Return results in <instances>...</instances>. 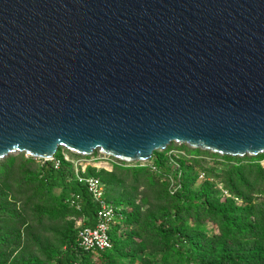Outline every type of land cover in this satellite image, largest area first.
I'll return each instance as SVG.
<instances>
[{
    "label": "water",
    "instance_id": "1",
    "mask_svg": "<svg viewBox=\"0 0 264 264\" xmlns=\"http://www.w3.org/2000/svg\"><path fill=\"white\" fill-rule=\"evenodd\" d=\"M173 143L264 154V0H0V162Z\"/></svg>",
    "mask_w": 264,
    "mask_h": 264
},
{
    "label": "trees",
    "instance_id": "2",
    "mask_svg": "<svg viewBox=\"0 0 264 264\" xmlns=\"http://www.w3.org/2000/svg\"><path fill=\"white\" fill-rule=\"evenodd\" d=\"M180 148L223 162L207 168L201 159L180 158L177 171L169 148L148 166L87 168L122 217L110 230L113 248L96 258L80 248L76 220L95 226L99 207L74 166L60 152L59 169L24 154L1 161L0 264H264V154L234 158Z\"/></svg>",
    "mask_w": 264,
    "mask_h": 264
},
{
    "label": "built area",
    "instance_id": "3",
    "mask_svg": "<svg viewBox=\"0 0 264 264\" xmlns=\"http://www.w3.org/2000/svg\"><path fill=\"white\" fill-rule=\"evenodd\" d=\"M64 161L72 163L75 170V177L79 184L86 186L95 203L98 204V213L96 216V224L93 227L81 225L78 228L77 241L80 248L88 254L109 251L113 248L110 238V230L115 226L121 217L120 210L111 205L106 196V186L97 177L86 176L88 165L81 162H74L69 157L64 156ZM55 164V168L59 169L61 161L56 157L50 161ZM227 195V193H225ZM78 210H81L79 203H72Z\"/></svg>",
    "mask_w": 264,
    "mask_h": 264
},
{
    "label": "rangeland",
    "instance_id": "4",
    "mask_svg": "<svg viewBox=\"0 0 264 264\" xmlns=\"http://www.w3.org/2000/svg\"><path fill=\"white\" fill-rule=\"evenodd\" d=\"M181 146H184V145L173 143V144H171V146H169L167 148V150L170 148V152L166 155V157L169 156V163L177 171L180 170L179 163H178V160L180 158L201 159L205 162V166L207 168L212 167L216 162H223L222 159L214 158L212 155H207V154H202L200 156H192L189 153H187L186 151H184L183 149H181L180 148ZM165 151H163V152H165ZM58 152L61 153V156L63 158H64V156H67L70 158V160H72L74 162H81L85 165H88V167L95 168L97 172L102 171V170L107 171V172H112L114 165L120 164V162H122V161L116 160L114 158H111L109 156L103 155L98 151H96L92 156H89V157H84V156H80V155L75 156L73 153H71L65 149H60ZM158 152H160V151H158ZM22 156H24V155L20 154V155L14 156V157H22ZM24 157L27 159L29 158L27 156H24ZM34 160L37 163L42 164L39 160H36V159H34ZM152 163H153V160L151 159L148 162H141V166H148V164L152 165ZM70 164H72V163H70ZM126 164H128L129 166H136L137 163H126ZM262 164L264 165V161L262 162ZM205 179H206V177L201 175L199 177L198 186L200 184H202V182ZM171 182H174L173 179H171ZM220 189H221V187H220ZM55 193L57 195H59L61 193V190L56 189ZM81 225H85V221L83 218H79L76 220V227L79 228ZM206 230L208 232H212V231L217 232V228L211 227V226H208L206 228ZM93 256H95V258H96V253L93 254Z\"/></svg>",
    "mask_w": 264,
    "mask_h": 264
}]
</instances>
